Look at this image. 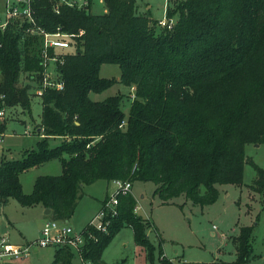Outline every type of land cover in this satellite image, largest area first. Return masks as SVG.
Listing matches in <instances>:
<instances>
[{
    "label": "trees",
    "instance_id": "1",
    "mask_svg": "<svg viewBox=\"0 0 264 264\" xmlns=\"http://www.w3.org/2000/svg\"><path fill=\"white\" fill-rule=\"evenodd\" d=\"M53 1L37 2L39 23L84 32L61 65L64 88L41 97L36 146L0 161L2 204L11 198L40 204L52 209V219L69 223L85 185L122 179L155 183L154 195L165 204L185 195L204 205L218 199V184H241L247 163L258 174L251 189L264 192V168L245 152L246 144L264 143V0H168L172 28L140 14L137 0H104L102 14L68 6L56 13ZM0 43V94H6L0 107L31 111L29 85L19 82L41 69L40 39L10 27L0 30ZM104 64L119 65L120 76H101ZM117 83L135 88L128 113L125 94L90 96ZM7 125L0 121V132ZM52 139L59 144L51 146ZM53 159L61 161V174L37 177L25 193L20 174ZM136 205L133 193L121 194L107 231L83 228V261L103 264L105 249L126 225L152 252L153 222L135 213ZM252 236V226L241 227L236 264L250 261ZM160 254L161 264H172L162 248ZM73 256L72 247H56L51 264H71Z\"/></svg>",
    "mask_w": 264,
    "mask_h": 264
},
{
    "label": "rangeland",
    "instance_id": "2",
    "mask_svg": "<svg viewBox=\"0 0 264 264\" xmlns=\"http://www.w3.org/2000/svg\"><path fill=\"white\" fill-rule=\"evenodd\" d=\"M167 5L168 0H137L138 12L147 14L155 20L166 17ZM89 6L88 10L94 14L107 11L104 0H90ZM174 18L176 21V17ZM120 74L121 69L117 64H104L101 68L103 77H119ZM26 81L20 80L19 84L24 86ZM118 93L126 95L122 106L128 113L135 98L134 87L117 83L102 93L92 92L90 96L94 100H103ZM31 102L30 112L24 111V108L18 105L20 112L16 113V106L11 107L9 120L7 119L9 125L3 131V142L0 144V161L3 157L22 158L24 150L36 146L40 137L34 133H38L35 127L41 122V97L32 95ZM27 125H30V128ZM26 130H29V133ZM59 142V139H52L51 146ZM245 152L247 157L264 168V143L246 144ZM61 168V161L53 159L23 171L20 174L23 191L31 193L37 177L59 175ZM257 176L255 167L247 163L241 184H218L220 192L218 199L204 205L193 203L185 195L176 197L173 203L165 204L154 195L155 183L135 181L132 193L137 199V204L142 207L137 214L149 218L155 225L147 231L154 248L149 252L148 248L138 244L132 227L126 225L105 249L102 263L161 264L162 248L164 255L173 260L172 264H235L234 260L238 255L235 238L240 234L241 227L252 226L253 255L245 264H264V192H255L251 189ZM109 183L107 180H99L82 188L77 209L69 223L75 231L81 232L90 218L99 212L95 210L97 207L100 208L99 200L106 196L108 189L109 195L115 191V184ZM204 192L205 188L202 187V193ZM36 216L37 212L33 207H23L14 198H11L4 208L0 204V240L6 236L10 242L16 243L11 239L13 235H19L20 242L25 241L23 236L31 240L36 239L43 228L40 227L37 232L38 222L34 223ZM9 219L15 223L10 232L6 229ZM24 227H27V230ZM55 248L56 246L38 248L29 257L13 259L7 263L51 264ZM71 264L90 262L83 261L79 252L74 249Z\"/></svg>",
    "mask_w": 264,
    "mask_h": 264
},
{
    "label": "built area",
    "instance_id": "3",
    "mask_svg": "<svg viewBox=\"0 0 264 264\" xmlns=\"http://www.w3.org/2000/svg\"><path fill=\"white\" fill-rule=\"evenodd\" d=\"M39 0H4L0 9V30L5 31L10 27H16L23 33L24 37H37L40 39V64L41 69L34 72L22 74L20 80H27L24 86L29 85V93L33 96L42 97L43 93L50 88L61 90L64 88V81L61 79V65L64 63L65 55L76 52L78 49L77 37L79 33L68 31L61 26L51 31L46 29L38 21L37 2ZM90 0H54L53 10L61 12L63 6L88 9ZM175 18L166 17L158 21L160 26L172 28ZM1 44V43H0ZM24 78V79H22ZM33 92V93H32ZM5 93L0 94L2 103H5ZM11 107H0V121L8 117ZM30 128V126H28ZM26 132L29 133V130ZM3 133L0 132V143L3 142ZM115 191L108 195L105 203L99 212L87 223L99 231H107L110 223L109 215L117 214L119 196L132 193L133 183L129 180L114 179ZM142 210L136 205L134 212ZM64 224L63 226H61ZM86 242V235L62 220L48 219L41 234L36 239L20 244L12 243L6 236L0 240V264H8L13 259H24L29 257L33 251L47 246H70L80 251ZM173 261V260H171ZM176 264V263H175Z\"/></svg>",
    "mask_w": 264,
    "mask_h": 264
},
{
    "label": "crops",
    "instance_id": "4",
    "mask_svg": "<svg viewBox=\"0 0 264 264\" xmlns=\"http://www.w3.org/2000/svg\"><path fill=\"white\" fill-rule=\"evenodd\" d=\"M3 2H4V0H0V9H2V5H3ZM15 108H17V111H16V109L14 110V111H16V113L17 112H20L19 110H18V107L16 106ZM24 110V109H23ZM24 111H26V110H24ZM28 111V110H27ZM42 111V110H41ZM28 112H30V111H28ZM12 116V115H11ZM40 116H41V114H40ZM6 119H8L9 120V117H7ZM22 119V118H21ZM23 121H25V120H23ZM9 125V124H8ZM7 125V126H8ZM28 126H30V125H27V127ZM1 133H3V132H1ZM34 134H37V133H34ZM4 135V134H3ZM39 137H41L42 135H39V134H37ZM2 143V142H1ZM0 143V144H1ZM31 148H33V147H31ZM27 149H29V148H27ZM61 172H62V168H61ZM99 181V180H98ZM110 183H113V181H109ZM109 183V184H110ZM93 184V183H92ZM109 193H110V191H109V189H108V191H107V194H106V196L104 197V198H102L101 200H99L100 201V208H96V210H95V212H98L100 209H101V207H102V204H103V201L105 200V198L109 195ZM142 197H143V195H141ZM11 200V199H10ZM10 200H9V202H10ZM9 202L6 204V205H8L9 204ZM0 204H1V206H2V208H4V207H6V205H4V204H2L1 203V200H0ZM23 207H33L34 208V210L37 212V216H36V218L34 219V223L35 222H38V228H37V232L39 231V229H41L42 227H43V225L45 224V222L48 220V219H51V213L50 214H46L45 213V210H46V208L47 207H45V206H43V205H40V204H37V205H32V206H23ZM99 209V210H98ZM96 215V214H95ZM94 215V216H95ZM94 216H92L91 218H90V220L94 217ZM89 220V221H90ZM9 221V225L6 227V229H7V231H11L12 230V226H15V223H14V221H12L11 219H9L8 220ZM153 222V221H152ZM69 223H70V221H69ZM153 225H154V222H153ZM41 227V228H40ZM154 227H155V225H154ZM24 229L25 230H27V227H24ZM41 231V230H40ZM23 240H25L24 242L22 241V242H20V236L19 235H13V236H11V239L13 240V241H15L16 242V244L17 243H20V244H23V243H26V242H29L31 239L30 238H25V236H23ZM32 241V240H31ZM12 243H14V242H12ZM37 251V250H36ZM234 263H235V260H234ZM248 263V262H247ZM236 264V263H235ZM245 264V263H244Z\"/></svg>",
    "mask_w": 264,
    "mask_h": 264
},
{
    "label": "water",
    "instance_id": "5",
    "mask_svg": "<svg viewBox=\"0 0 264 264\" xmlns=\"http://www.w3.org/2000/svg\"><path fill=\"white\" fill-rule=\"evenodd\" d=\"M51 212H52V209L47 207L46 210H45V213L46 214H50Z\"/></svg>",
    "mask_w": 264,
    "mask_h": 264
}]
</instances>
